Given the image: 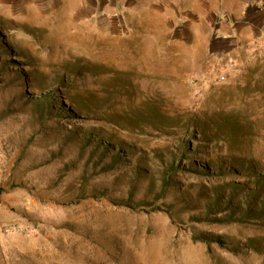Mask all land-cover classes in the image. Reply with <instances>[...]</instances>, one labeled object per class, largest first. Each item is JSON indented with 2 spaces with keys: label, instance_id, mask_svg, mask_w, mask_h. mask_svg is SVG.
<instances>
[{
  "label": "rangeland",
  "instance_id": "rangeland-1",
  "mask_svg": "<svg viewBox=\"0 0 264 264\" xmlns=\"http://www.w3.org/2000/svg\"><path fill=\"white\" fill-rule=\"evenodd\" d=\"M223 16L264 0H0V264H264V36Z\"/></svg>",
  "mask_w": 264,
  "mask_h": 264
},
{
  "label": "crops",
  "instance_id": "crops-1",
  "mask_svg": "<svg viewBox=\"0 0 264 264\" xmlns=\"http://www.w3.org/2000/svg\"><path fill=\"white\" fill-rule=\"evenodd\" d=\"M259 10H260L259 7H256V9H247L246 15L248 16V13L250 11L259 12ZM223 12H224L225 15L226 14L230 15V13H231V12H229L226 9ZM251 13H253V12H251ZM231 20L232 19L224 18V16L221 19H219L218 21L214 20V22L216 21L217 23H219V24L216 23V25H214V29L218 30L219 28H221V26H224L227 29V32H229V33L232 32L231 34H233V33L239 32L241 30V28L242 29L245 28V32H246V36L247 37H254V36L262 37V36H264V23H259L258 24L256 22H254V19L247 18L245 21L243 20V22L240 23V25H235V24H237V21L231 22ZM218 37H219L218 39H220L221 36H218Z\"/></svg>",
  "mask_w": 264,
  "mask_h": 264
},
{
  "label": "built area",
  "instance_id": "built-area-1",
  "mask_svg": "<svg viewBox=\"0 0 264 264\" xmlns=\"http://www.w3.org/2000/svg\"><path fill=\"white\" fill-rule=\"evenodd\" d=\"M220 79H223V77H222V76H220Z\"/></svg>",
  "mask_w": 264,
  "mask_h": 264
}]
</instances>
